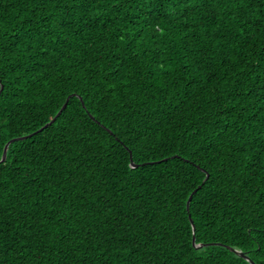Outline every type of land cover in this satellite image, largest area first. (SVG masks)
<instances>
[{"label":"trees","instance_id":"1","mask_svg":"<svg viewBox=\"0 0 264 264\" xmlns=\"http://www.w3.org/2000/svg\"><path fill=\"white\" fill-rule=\"evenodd\" d=\"M0 84V158L69 96L0 162V264H264V0H0Z\"/></svg>","mask_w":264,"mask_h":264},{"label":"water","instance_id":"2","mask_svg":"<svg viewBox=\"0 0 264 264\" xmlns=\"http://www.w3.org/2000/svg\"><path fill=\"white\" fill-rule=\"evenodd\" d=\"M2 88H3V85L0 84V93H1V91H2ZM71 95H72V94H71ZM68 98H69V96L67 97L66 101H65L64 104L61 106V108L58 110V112H57V113H56V114H55V115H54V116H53V117H52L47 123H45L43 126H41L40 128H38V129L35 130L34 132L29 133L28 135L17 136V137H13V138L9 139V140L6 142V144L4 145V148H3V151H2V156H1V158H0V162H2V161L5 160V158H6V153H7V149H8V146H9L10 143H12L13 141H17V140L24 139V138H26L27 136H30V135H32V134H34V133H36V132L42 130L44 127H47V126L50 125L52 122H54L56 116H58V115L60 114V112L62 111V109L65 107ZM79 98H80V100L82 101V99H81L80 96H79ZM108 131L110 132L109 129H108ZM129 155H130V159H131L130 165H131L132 167H136V166H138V164H136V163H134V162L132 161V155H131V152H130V151H129ZM164 159H166V158H164ZM148 163H153V162H144L143 164H148ZM207 176H208V174H206L204 180L207 178ZM199 186H200V185H199ZM199 186H198V187H199ZM193 192H194V191H193ZM193 192L189 195V197H188V199H187V201H186V208H187V210H188V208H189V203H190V200H191V197H192ZM189 221H190V223H191V227H192V244H193V246H195L196 248H201V247L206 246V245H209V244H215V243H198V244H196V243H195V236H194L195 227H194V224H193V221H192L190 215H189ZM216 244H221V243L216 242ZM224 246H225V245H224ZM226 247H227L228 249H230L231 251L235 252L237 255L243 257L244 259H246L250 264H255V262H254L253 260H251V259H250V258H249V257H248V256L242 251V250L237 249V248H234V247H231V246H227V245H226Z\"/></svg>","mask_w":264,"mask_h":264}]
</instances>
